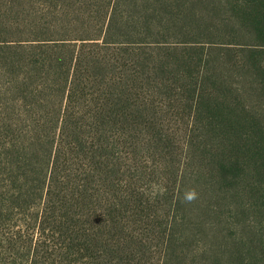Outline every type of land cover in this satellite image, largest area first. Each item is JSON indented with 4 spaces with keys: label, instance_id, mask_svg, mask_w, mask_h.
Returning <instances> with one entry per match:
<instances>
[{
    "label": "trees",
    "instance_id": "1",
    "mask_svg": "<svg viewBox=\"0 0 264 264\" xmlns=\"http://www.w3.org/2000/svg\"><path fill=\"white\" fill-rule=\"evenodd\" d=\"M231 1L260 47L191 31L183 0H50L26 40L0 47V89L11 95L1 131L23 136L8 142L13 172H0L2 249L25 252L27 264H264V115L240 95L214 92L220 64H249L264 97V0ZM169 111L187 117L197 151L215 141L201 152L214 172H167L168 192L153 196L136 171L140 153H174L176 137L160 120ZM32 157L41 170L27 172ZM188 175L245 217L241 233L230 217L229 240L216 235L219 248L205 247L200 263L181 243Z\"/></svg>",
    "mask_w": 264,
    "mask_h": 264
},
{
    "label": "rangeland",
    "instance_id": "2",
    "mask_svg": "<svg viewBox=\"0 0 264 264\" xmlns=\"http://www.w3.org/2000/svg\"><path fill=\"white\" fill-rule=\"evenodd\" d=\"M49 1L0 0V47H5L9 41L26 40L28 36L24 35L23 32H27L30 27L37 25V22H43L40 17L42 16V12L48 8ZM183 4L184 13H192L191 15L195 16L191 22L193 25V28L190 27L191 31L194 32L195 29H200L201 33H203L206 31L205 28L209 27L207 30L214 31V34L215 32L221 34L211 38V42H217V44L233 43L238 47H260V43L256 37L248 33L249 29L241 27V24L236 22V19L233 17L231 0H183ZM200 36L206 38L205 35ZM250 66L247 64V67L250 68ZM247 67L245 66L244 69L237 71L231 68L230 65L220 64L218 76L221 74L224 82L223 86L218 87L214 92L218 95L227 94L228 96H233L234 93L240 95L244 104L248 108H251V111L258 110L264 115V97L262 96V92L257 88L256 76H254L252 71H248ZM238 73H243L244 77ZM215 78L207 82L208 87ZM3 81L6 82L7 80L0 79V83H3ZM220 82L221 80L218 79L217 83ZM178 92L179 94L182 93L181 91ZM183 93L188 96L187 93ZM10 103L11 95L7 90L0 89V172H13L11 161L14 153L12 148L10 149L8 142L10 138H15L16 142L20 143L23 137L21 129L9 134H4L1 131L2 123H8L11 117L10 111L7 109V105ZM156 106L160 109V102H157ZM186 119L185 115H179L177 111H169V113H166L160 119L162 130L164 131L166 128L171 127V132L176 137L174 142L175 150L171 156L165 153H157L156 155H152L151 153L144 155L140 153V161L136 172H142L143 179L141 186L147 193H151L153 196L157 190L168 192L172 179L171 175L167 172H173L174 176L176 172H214L210 170L207 159H204L201 152H203L205 145L207 147L205 150H209L215 141L212 138H207L206 140L204 131L197 127L193 132V134H197L198 136L197 142L201 143L206 140L204 145L201 146L202 150L197 151L195 147L191 146L190 138L187 139ZM186 141H188L189 145L186 148L185 154L181 148ZM148 142L145 141L144 144ZM217 152H219V149H217ZM190 156H193V158L190 159ZM28 161L31 170L27 172H34L33 170L36 168L41 170V166L44 164L42 159L39 161V158L34 157L28 159ZM200 161L206 168L200 165ZM187 177V182L183 186V192L187 194L194 191L196 198L192 201H185L186 205L183 209L191 210V214L186 213L184 223L187 238L183 235L181 243L184 245L183 252L188 262L191 263L189 259L192 258V262L200 263L203 261L202 250L205 247L208 250L210 249L208 252L219 248L221 240L216 235L221 233L226 238L225 240H229L227 236L230 237L233 231L229 224L232 222L230 217L235 214L238 216L234 219V222L241 223L237 224L240 233L244 231L242 226L245 217L240 216V211L238 213L234 211L232 214L229 209L220 207V202L216 198L215 192L211 189L205 190L191 185L194 180L193 176L188 175ZM167 202L168 204L170 203V198ZM181 214H184V212H181ZM248 214L254 220V213L250 211ZM179 217H182V215H179ZM203 222L208 223V229H204ZM179 236L182 235L179 234ZM149 242L151 247L155 245L154 240L149 239ZM200 245L202 247L198 249ZM1 247L0 245V264H27V254L25 252L15 254V252H11L9 249H2Z\"/></svg>",
    "mask_w": 264,
    "mask_h": 264
},
{
    "label": "clouds",
    "instance_id": "3",
    "mask_svg": "<svg viewBox=\"0 0 264 264\" xmlns=\"http://www.w3.org/2000/svg\"><path fill=\"white\" fill-rule=\"evenodd\" d=\"M196 198V193L193 191V192H189V193H187L186 194V196H185V199L187 200V201H192V200H194Z\"/></svg>",
    "mask_w": 264,
    "mask_h": 264
}]
</instances>
